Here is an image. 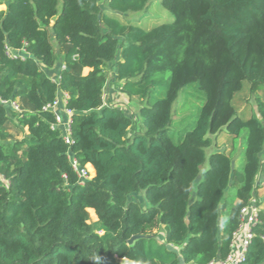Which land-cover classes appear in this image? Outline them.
<instances>
[{"label":"trees","instance_id":"obj_1","mask_svg":"<svg viewBox=\"0 0 264 264\" xmlns=\"http://www.w3.org/2000/svg\"><path fill=\"white\" fill-rule=\"evenodd\" d=\"M151 2L0 0V264H179L168 244L185 264L230 252L264 181V0H161L174 18L151 28L124 16ZM6 44L27 56H8ZM113 74L140 101L143 132L128 136L132 116L105 102ZM192 83L203 105L175 131L173 104ZM60 89L71 143L44 109ZM69 152L91 172L83 183ZM253 230L244 264H264V211Z\"/></svg>","mask_w":264,"mask_h":264},{"label":"rangeland","instance_id":"obj_2","mask_svg":"<svg viewBox=\"0 0 264 264\" xmlns=\"http://www.w3.org/2000/svg\"><path fill=\"white\" fill-rule=\"evenodd\" d=\"M101 5H104L106 0H100ZM6 8V4L0 5V10H3ZM124 16L135 23H140L141 25L151 28L155 25H158L159 23L165 22L167 20L173 19V15L163 7L161 0H152L150 3L148 9L145 11L140 12H131L124 14ZM52 42L55 45L56 53L58 55V58L62 56L60 47L57 45L56 41L52 37ZM59 61V59H57ZM112 65H109V72L112 74ZM88 70H85L87 72ZM119 85L120 83L116 81V78L113 75L109 77L107 87L104 92V98L105 102L109 104H116L117 106L122 107L125 112L132 116L134 121V126L130 129L129 133L135 132L139 130L140 128V117L138 115V109L140 105V101L137 99H128V97L124 96L119 91ZM259 94L264 97V88H261L259 90ZM203 92L197 87L196 83H192L185 88H183L175 100L173 104V114L174 118L178 119L180 118L181 121H179L176 125H174L173 130L178 131L184 127H186L188 124H191L195 121V118L197 116L198 110L203 105ZM20 103H22L20 101ZM252 104H254L253 99H251ZM243 107V106H242ZM26 130V129H25ZM141 132L145 130L144 126L141 124ZM12 132V138L11 140L19 139L21 138L22 133H17L16 131ZM214 147H210L207 149V153L209 154L211 150H213ZM242 156V153L240 152L239 156L235 157L234 164H238L240 162L239 157ZM264 157V155H262ZM208 167L207 163L202 166V171H204ZM196 184V183H195ZM262 189L260 190V187L255 190L254 195L256 197H259V195L264 196V185L261 186ZM227 197L229 199H234L235 197V188L230 187L227 192ZM131 199L139 201L143 206H145L144 196L143 193H134L131 196ZM91 220H96L97 215L95 214V211L93 209H89ZM164 227L160 228L158 232V237L161 240H164Z\"/></svg>","mask_w":264,"mask_h":264},{"label":"built area","instance_id":"obj_3","mask_svg":"<svg viewBox=\"0 0 264 264\" xmlns=\"http://www.w3.org/2000/svg\"><path fill=\"white\" fill-rule=\"evenodd\" d=\"M5 51L10 57L23 58L27 56L25 48L13 49L9 44H6ZM65 68L66 66L63 64L62 69ZM60 77L61 75L54 78V80L58 81ZM69 98L70 96L68 92L60 89L55 100L44 107V109H48L54 113L56 122L53 124V126L61 129L62 136L67 143H71L73 140L71 131L73 111L68 107ZM1 102L17 112L22 111L18 99H1ZM68 158L82 183L91 177L89 168L82 167L75 156L70 152L68 153ZM4 181L5 179L0 176V184ZM263 185L264 181L259 184L258 188ZM263 211L264 196L259 195V197H256L254 195L250 203L244 205L240 210L239 224L236 230L233 232V238L230 244V252L226 257L214 258L208 264H244L247 260L249 246L252 243L255 235L253 228L260 222V216Z\"/></svg>","mask_w":264,"mask_h":264},{"label":"water","instance_id":"obj_4","mask_svg":"<svg viewBox=\"0 0 264 264\" xmlns=\"http://www.w3.org/2000/svg\"><path fill=\"white\" fill-rule=\"evenodd\" d=\"M139 237H141V235H134V236H132V237L130 238V240H129V243L132 244V243H133L136 239H138ZM167 249H168L169 251H173V252H175V253L178 254L179 264H185V263H184V259H183L182 255H181V253H180V251H181L180 248L174 246L173 244H168V245H167Z\"/></svg>","mask_w":264,"mask_h":264},{"label":"crops","instance_id":"obj_5","mask_svg":"<svg viewBox=\"0 0 264 264\" xmlns=\"http://www.w3.org/2000/svg\"><path fill=\"white\" fill-rule=\"evenodd\" d=\"M53 72H54V71H53ZM133 126H134V125H132V127H133ZM132 127H131V128H132ZM131 128H130V129H131ZM129 131H130V130H129ZM133 133H134V132H132V133H128V136H131V134H133ZM91 168H92V166L90 165V169H91ZM92 169H93V168H92ZM94 174H95V171L93 170L92 175H94ZM260 178H261V176L258 177V179H259L258 182H260ZM261 189H262V187L260 186V190H261Z\"/></svg>","mask_w":264,"mask_h":264}]
</instances>
